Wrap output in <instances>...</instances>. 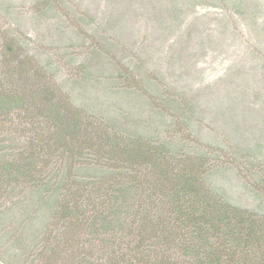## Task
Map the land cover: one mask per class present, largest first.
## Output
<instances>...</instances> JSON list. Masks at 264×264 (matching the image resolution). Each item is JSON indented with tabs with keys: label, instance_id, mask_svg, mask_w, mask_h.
Listing matches in <instances>:
<instances>
[{
	"label": "trees",
	"instance_id": "1",
	"mask_svg": "<svg viewBox=\"0 0 264 264\" xmlns=\"http://www.w3.org/2000/svg\"><path fill=\"white\" fill-rule=\"evenodd\" d=\"M59 65L0 23V264H264V208L209 147L86 104Z\"/></svg>",
	"mask_w": 264,
	"mask_h": 264
},
{
	"label": "rangeland",
	"instance_id": "2",
	"mask_svg": "<svg viewBox=\"0 0 264 264\" xmlns=\"http://www.w3.org/2000/svg\"><path fill=\"white\" fill-rule=\"evenodd\" d=\"M48 2L0 0V23L86 104L209 147L218 186L264 208V0Z\"/></svg>",
	"mask_w": 264,
	"mask_h": 264
}]
</instances>
